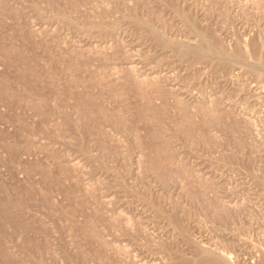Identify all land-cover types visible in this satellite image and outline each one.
I'll return each mask as SVG.
<instances>
[{"label": "rangeland", "instance_id": "obj_1", "mask_svg": "<svg viewBox=\"0 0 264 264\" xmlns=\"http://www.w3.org/2000/svg\"><path fill=\"white\" fill-rule=\"evenodd\" d=\"M264 264V0H0V264Z\"/></svg>", "mask_w": 264, "mask_h": 264}, {"label": "bare ground", "instance_id": "obj_2", "mask_svg": "<svg viewBox=\"0 0 264 264\" xmlns=\"http://www.w3.org/2000/svg\"><path fill=\"white\" fill-rule=\"evenodd\" d=\"M218 264V263H217Z\"/></svg>", "mask_w": 264, "mask_h": 264}]
</instances>
